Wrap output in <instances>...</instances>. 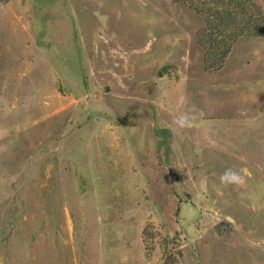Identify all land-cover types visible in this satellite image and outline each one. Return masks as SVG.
I'll return each instance as SVG.
<instances>
[{
    "label": "rangeland",
    "instance_id": "rangeland-1",
    "mask_svg": "<svg viewBox=\"0 0 264 264\" xmlns=\"http://www.w3.org/2000/svg\"><path fill=\"white\" fill-rule=\"evenodd\" d=\"M204 25L180 0H0V264H264V36L220 66Z\"/></svg>",
    "mask_w": 264,
    "mask_h": 264
},
{
    "label": "trees",
    "instance_id": "trees-1",
    "mask_svg": "<svg viewBox=\"0 0 264 264\" xmlns=\"http://www.w3.org/2000/svg\"><path fill=\"white\" fill-rule=\"evenodd\" d=\"M199 14L205 25L198 32L206 62L222 65L236 40L264 36V8L253 0H180ZM211 57V60H210ZM144 234L146 228L144 229ZM178 257L165 253L163 264H176Z\"/></svg>",
    "mask_w": 264,
    "mask_h": 264
},
{
    "label": "clouds",
    "instance_id": "clouds-1",
    "mask_svg": "<svg viewBox=\"0 0 264 264\" xmlns=\"http://www.w3.org/2000/svg\"><path fill=\"white\" fill-rule=\"evenodd\" d=\"M195 119H196L195 115H193L190 112H185L175 121V123L179 128H191L194 124ZM243 171L244 170L234 171L231 168L225 169V171L220 176L221 183L226 186L243 185L245 182V176L242 175Z\"/></svg>",
    "mask_w": 264,
    "mask_h": 264
}]
</instances>
